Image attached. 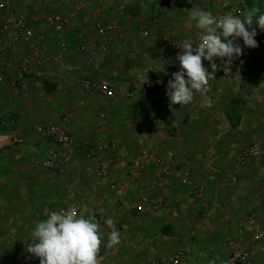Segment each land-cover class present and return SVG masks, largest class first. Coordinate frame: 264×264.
I'll use <instances>...</instances> for the list:
<instances>
[{"label":"crops","instance_id":"obj_1","mask_svg":"<svg viewBox=\"0 0 264 264\" xmlns=\"http://www.w3.org/2000/svg\"><path fill=\"white\" fill-rule=\"evenodd\" d=\"M7 1L0 17L13 27L0 40V133L16 130L25 145L0 150V264H40L26 250L31 231L68 207L99 223V264H171L180 253L181 264H225L227 242H252L264 227V156L245 166L239 156L264 141V71L249 66L264 63V30L254 20L258 46L235 41L243 53L233 59L234 74L225 77L216 60L207 93L187 105H172L167 89H145L180 70V43L196 46L200 30L186 25L191 8L235 15L241 0ZM253 7L264 11V0H249L244 13ZM56 18L65 21L60 30L47 26ZM22 21L33 33L28 39ZM25 59L31 70L21 87L14 81ZM85 82L106 83L114 95L86 91ZM60 125L73 144L38 135L39 127ZM93 142L94 158L78 153ZM144 152L155 161L141 163ZM39 159L57 167L40 168ZM99 159L110 164L105 177ZM160 161L176 171L163 182ZM109 218L120 233L112 248L105 246ZM253 255L264 264V245Z\"/></svg>","mask_w":264,"mask_h":264},{"label":"clouds","instance_id":"obj_2","mask_svg":"<svg viewBox=\"0 0 264 264\" xmlns=\"http://www.w3.org/2000/svg\"><path fill=\"white\" fill-rule=\"evenodd\" d=\"M254 20L255 26L264 30V11L259 7L251 8L243 17L231 11L217 16L209 10L191 8L186 25L191 27L194 23L200 35L195 47L189 40L178 46L180 52L175 59L180 70L167 83V96L172 105H187L196 93H207L209 82L215 79V61L227 58L224 64L229 66L234 58L241 57L243 49L236 40L242 39L246 48L258 46L257 33L251 26ZM202 61L209 62L211 71ZM105 224L111 227L105 246L112 248L120 243V233L111 218ZM99 229L94 216L85 218L75 207L51 211L46 219L35 224L26 250L40 264H99L103 240Z\"/></svg>","mask_w":264,"mask_h":264},{"label":"built area","instance_id":"obj_3","mask_svg":"<svg viewBox=\"0 0 264 264\" xmlns=\"http://www.w3.org/2000/svg\"><path fill=\"white\" fill-rule=\"evenodd\" d=\"M248 1L249 0H241L240 5L236 8L235 15H240L241 17H243L244 9ZM7 5H8L7 0H0V13L6 8ZM56 24L58 25L55 26ZM64 24L65 21L59 18H56L55 20L54 19L47 20V26L48 27L55 26L57 30H60V28L63 27ZM12 27L13 26L10 21L4 20L0 17V40L12 30ZM114 27L115 25L113 24L110 25L109 30H113ZM18 29L20 32L23 33L24 37L27 39L33 36L32 31L29 29V23H27L26 21L20 22L18 24ZM236 41L239 43L241 39H238ZM172 46L176 47V44H172ZM224 62L222 66V74L225 77L230 78L236 71V64L234 63V60L229 66L225 65ZM249 66L251 71H259V70L264 71V63L258 60L251 61ZM227 68L229 69L228 71ZM30 70H31V63L29 60L25 59L20 67V71L14 81V84L15 85L18 84L19 86L24 87L27 75L30 73ZM171 78L172 77L152 78L147 83L145 89L148 93L154 90L167 89L168 80ZM83 87L86 91L96 92L105 98H112L114 95L112 87L106 83L93 84L91 82H85L83 84ZM37 132L39 136L47 138L55 143H58L61 146H69L74 142L73 137L69 135L67 128L64 125L39 127L37 129ZM24 145H25V138L20 132L13 130L8 133H3V132L0 133V150H4L8 147H22ZM97 148H98L97 142H93L91 143V145L82 144L78 148V153L80 155L92 159L95 157L96 154L95 152ZM110 149L112 153L116 152L117 150L115 146H111ZM263 156H264V141H261L244 148L240 153L239 163L240 165L245 166L251 160ZM141 159H142L141 163L148 161H155L154 154L151 152H144ZM114 162L115 161H112L113 164ZM141 163L139 165H136V168H139ZM159 163L161 165V171L157 172V180L158 182H163L166 178L172 176L176 171H174V169L168 163H164L162 161H160ZM36 165L40 168L51 170L57 167V161L48 160V159H39L37 160ZM109 166H110L109 163H106L102 159H99L98 172L101 177H105L108 174ZM136 173L137 171H132V174H136ZM196 194L198 196H201L202 190L196 192ZM154 208L159 209L160 205L155 204ZM145 211L146 209L142 205L138 206L136 209V212L138 214H144ZM260 245H264V227L259 229L255 233L252 242L246 246H241L233 241L227 242L226 246L228 247V249H230V257L225 264H255L253 252ZM183 258L184 255L180 253L171 260V264H181Z\"/></svg>","mask_w":264,"mask_h":264}]
</instances>
